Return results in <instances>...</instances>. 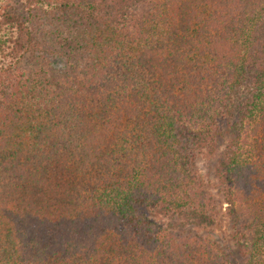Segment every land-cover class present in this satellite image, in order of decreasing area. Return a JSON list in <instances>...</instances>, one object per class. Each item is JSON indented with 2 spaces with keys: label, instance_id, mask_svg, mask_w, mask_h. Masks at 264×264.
Masks as SVG:
<instances>
[{
  "label": "trees",
  "instance_id": "1",
  "mask_svg": "<svg viewBox=\"0 0 264 264\" xmlns=\"http://www.w3.org/2000/svg\"><path fill=\"white\" fill-rule=\"evenodd\" d=\"M0 264H264V0H0Z\"/></svg>",
  "mask_w": 264,
  "mask_h": 264
},
{
  "label": "rangeland",
  "instance_id": "2",
  "mask_svg": "<svg viewBox=\"0 0 264 264\" xmlns=\"http://www.w3.org/2000/svg\"><path fill=\"white\" fill-rule=\"evenodd\" d=\"M229 231H230V227H229V225H227L226 222H224V224L221 225L220 227L215 228V232L217 233V235H220V234L224 233L225 236H228Z\"/></svg>",
  "mask_w": 264,
  "mask_h": 264
}]
</instances>
